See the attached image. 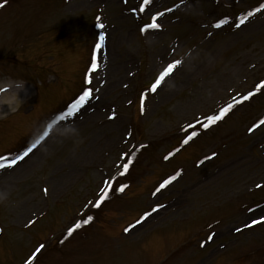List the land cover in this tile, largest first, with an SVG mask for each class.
<instances>
[{
	"label": "rangeland",
	"instance_id": "rangeland-1",
	"mask_svg": "<svg viewBox=\"0 0 264 264\" xmlns=\"http://www.w3.org/2000/svg\"><path fill=\"white\" fill-rule=\"evenodd\" d=\"M140 3L6 0L0 6V81L23 80L28 90L18 94L23 102L16 111L0 117L1 156L35 142V127L92 89L74 116L56 122L77 134L49 133L26 158L0 168V264H25L60 230L64 235L31 264H264V222L247 226L264 215V124L247 131L264 119V89L209 128L196 124L264 80V9L236 26L264 0H153L144 12ZM165 8L171 11L158 18L161 28L141 34L150 14ZM101 31L103 56L92 71ZM173 59L181 64L148 92ZM186 124L198 135L185 144ZM127 157L128 171L117 176ZM105 181L108 195L97 206ZM121 184L124 190L116 191ZM156 204L163 207L123 231ZM88 216V224L67 232Z\"/></svg>",
	"mask_w": 264,
	"mask_h": 264
},
{
	"label": "snow or ice",
	"instance_id": "snow-or-ice-1",
	"mask_svg": "<svg viewBox=\"0 0 264 264\" xmlns=\"http://www.w3.org/2000/svg\"><path fill=\"white\" fill-rule=\"evenodd\" d=\"M183 2V0H181ZM6 3V0H0V6H3V4ZM153 3V0H141V3L139 4L138 8L140 12H144L148 6H150ZM175 7V5H173ZM264 9V3L260 4V8L256 9L253 8L251 11L247 12L245 15L238 18L239 23L236 25L237 27L240 26V24H243L249 17H251L254 13H256L259 10ZM133 12L137 11L136 8L132 9ZM170 8H165L164 12L161 11H155L150 14L149 22H146L143 24L139 31L141 34H144L146 31L149 30H157L161 28V25L157 22L159 17H162L165 12H170ZM99 19V17L97 18ZM226 23L225 19H219L215 22L213 25L216 28H219L223 24ZM98 27L103 28L102 24H98ZM105 39V33L101 31L99 33V40L97 41L95 48L99 50L102 47V42ZM181 64V61L179 59H173L171 62L166 63L162 69L158 72V74L154 77L153 81L147 86V91L154 93L158 86L162 84V82L165 80L166 77L170 76V74L173 73L174 69ZM98 68V61H97V53L96 51L93 52L92 58H91V70L95 71ZM84 82L85 84H90V76L86 73L84 76ZM264 89V80H260L258 83H256L252 90L247 91L246 93H237L235 97L231 99L230 102L225 103L222 106H218L213 114L210 115H204L200 120L196 122V124L204 129L209 128L211 125L215 124L217 121L223 119V117L238 103L241 101L247 100L249 97L253 96L255 92L260 91ZM92 95V89L89 87L83 88L80 95L76 97L70 104L67 105L66 110L61 111L58 115H56L55 119L52 121V123H56L59 120L64 119L65 116L72 117L74 114L78 112V110L85 104V102L91 97ZM145 99V93L140 94V102H141V111H143V101ZM115 113H111L109 115V119L114 118ZM260 124H264V119H261L257 123H253L251 127L247 129L248 132H252L254 129H256ZM52 125L49 124V128ZM195 125L193 124H186L185 129H188L189 131L185 132V135L183 137V140L181 143H188L192 138L196 137L198 135L197 131H192L191 129ZM49 135V132L47 129H45L43 135L39 137L35 142L25 146L22 151H19L15 156L13 157H4L0 156V168L5 167H12L15 164H17L19 161L26 158L33 150L37 148V146L40 144L42 140H44ZM177 149H173L172 151H169L163 159L167 160L169 159ZM212 155H215L213 153ZM122 156H126V154H122ZM132 163L131 157H127V162L121 164V168L117 170L116 175L122 176L125 172L128 171L130 164ZM180 175V170H177L174 175H169L167 178L162 180V182L159 183L156 191H159L160 189H163L166 185H168L171 181L175 180L177 176ZM110 181H105V187L101 190V193L99 197L95 200V204L99 206V204L106 199L108 195V184ZM261 184H256L255 187L259 188L261 187ZM126 185L121 184L118 188H116V191H123ZM45 192H47V189H44ZM155 195V192L153 193ZM163 207V205L156 204L154 205L150 211L143 212L133 223L128 224L123 231L125 233L129 232L135 225L141 223L144 221L147 217H149L153 212H155L157 209ZM251 211V209H249ZM93 219L92 216H88L86 219H82L79 221H76L71 227L67 228V232L71 234L74 229L79 228L81 224H88ZM34 222V220H29L28 224L31 225ZM264 222V215L259 216L257 219H253L250 221V224L247 225L250 227L251 225H255L258 223ZM236 231H239V229H236ZM211 239V235L208 237ZM44 247L43 244L38 245L26 259L25 264H31L34 257L41 251V249Z\"/></svg>",
	"mask_w": 264,
	"mask_h": 264
},
{
	"label": "clouds",
	"instance_id": "clouds-1",
	"mask_svg": "<svg viewBox=\"0 0 264 264\" xmlns=\"http://www.w3.org/2000/svg\"><path fill=\"white\" fill-rule=\"evenodd\" d=\"M25 81L23 80H12L6 78L0 81V106H7L10 111H16V109L22 103L21 97L18 93L24 89ZM49 124L52 126L49 128ZM56 123L45 121L43 124L37 126L33 130V138L38 139L45 131L60 136H68L77 134V129L71 126H64L63 128L55 127Z\"/></svg>",
	"mask_w": 264,
	"mask_h": 264
},
{
	"label": "bare ground",
	"instance_id": "bare-ground-1",
	"mask_svg": "<svg viewBox=\"0 0 264 264\" xmlns=\"http://www.w3.org/2000/svg\"><path fill=\"white\" fill-rule=\"evenodd\" d=\"M103 43V42H102ZM107 46H108V41H107ZM107 50V52L106 53H104V55L105 56H108V48L106 49ZM95 51H96V53H97V59H98V57H99V54H100V57L101 56H103V54H102V47L99 49V50H97L96 48H95ZM101 51V52H100ZM27 89H26V87H24V89L23 90H21L20 92H26L27 93ZM19 92V93H20ZM18 93V94H19ZM20 97H21V99H22V102H23V95H19ZM9 110L7 109V106L6 105H4V106H0V117H2V116H4V115H6V114H8L9 112H8Z\"/></svg>",
	"mask_w": 264,
	"mask_h": 264
}]
</instances>
